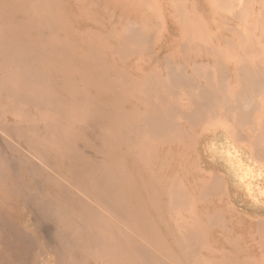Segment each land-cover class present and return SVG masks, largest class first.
<instances>
[{"label":"bare ground","instance_id":"bare-ground-1","mask_svg":"<svg viewBox=\"0 0 264 264\" xmlns=\"http://www.w3.org/2000/svg\"><path fill=\"white\" fill-rule=\"evenodd\" d=\"M162 45L167 74L128 62ZM255 53L264 0H0V264H264L263 219H240L201 141L227 131L235 184L264 206Z\"/></svg>","mask_w":264,"mask_h":264},{"label":"rangeland","instance_id":"rangeland-1","mask_svg":"<svg viewBox=\"0 0 264 264\" xmlns=\"http://www.w3.org/2000/svg\"><path fill=\"white\" fill-rule=\"evenodd\" d=\"M191 2V0H189V3ZM204 13L203 14H208V8L207 7H205L204 8ZM170 13V15H171V17H172V19H169V20H163V21H166L165 22V25L164 24H162L161 22H163V21H161L159 24L161 25L160 26V28L162 29V26L164 27H166L167 29L165 30V29H163L164 30V33L162 32V34H164V36H163V39L160 41V42H163V43H165V45L166 46H168V47H172V45H170V44H168V42H170L171 40L169 39V40H167L166 41V38H165V35L167 34V31H168V29L169 30H171V34H170V36L175 40L174 42H176L177 40H178V37H179V32L177 31V28L179 27V24H178V22L176 21V18L178 17V16H180L181 14H182V12L181 11H178V10H176V9H172L171 10V12H169ZM163 15V14H162ZM202 14H198V19L197 18H195V21L196 22H198V23H200V21L202 22V23H200V24H205V25H208V26H210L211 28H213V29H216V28H219V27H221L222 26V19H217V20H215L214 22H212L211 20H208V21H206V20H203V18H202ZM165 19V18H164ZM226 22H227V25L229 26V27H236V24L238 23V20L236 19V18H234L232 15H230V14H228V20H226ZM164 23V22H163ZM203 24V25H204ZM171 28V29H170ZM161 29H160V31H161ZM221 33H223V34H225V35H230L231 34V32H229V29L228 30H224V31H220ZM160 34H161V32H160ZM233 34V33H232ZM159 37V36H158ZM261 40H262V38H260ZM153 41V40H152ZM162 43V44H163ZM159 44V45H158ZM157 44V46L156 45H152V43L150 44V47H154L155 48V50L157 49L158 50V48H159V46L161 45V43H158ZM201 44V43H200ZM165 45H162L163 46V50L160 52V54H159V56H148L147 54L148 53H150L151 52V50L150 49H147L143 54H145V56H143V57H141V55H131L130 57H129V61L128 62H130V61H136L137 59H140L139 60V65H141V66H144V67H151V66H154V64L156 63V62H162V65H164V72H166V74H167V67H165V66H167L166 65V59L168 58V57H170V55H169V53H170V49H167L166 47H165ZM202 45V44H201ZM179 46H181V45H179ZM203 47V46H202ZM183 51H184V49H182ZM191 50V49H190ZM189 50V51H190ZM194 50V49H193ZM183 51H182V53H183ZM194 51H196L197 52V50L195 49ZM194 51H190L189 53H192V52H194ZM156 52H158V51H156ZM198 53V52H197ZM194 53L191 55L190 54V58L192 59V57L194 58ZM192 56V57H191ZM200 56H202V57H200V58H198V59H200V60H205L207 57L209 58V56H203V55H200ZM204 57V58H203ZM206 57V58H205ZM184 58V57H183ZM206 59V60H209V59H211L212 57H210L209 59ZM263 55L262 54H257V53H255V59H257V61H263ZM168 59H170V58H168ZM190 59V60H191ZM179 60H183L182 58L181 59H179ZM152 61V62H151ZM151 62V63H150ZM150 63V64H149ZM234 65V64H233ZM233 65H231V70H234V68H233ZM182 67V66H181ZM180 68V67H179ZM190 69H191V67H190ZM180 70H181V68H180ZM189 70V69H188ZM180 72V71H179ZM189 72H190V70H189ZM191 73V72H190ZM184 102V101H183ZM184 103H187V101H185ZM224 123H226V122H224ZM227 124V123H226ZM230 124H232V123H229V125ZM229 125H224L223 124V126H225V128H229ZM227 126V127H226ZM212 127H214V126H211L210 128L208 127V129H209V131L210 132H205V134L203 135V137H202V139H201V141L202 142H206V144H208V145H206V147H208L207 149H206V151H205V154L206 155H209V154H213L212 156H213V159H215V160H217L218 162H220L221 164H220V169H219V172L220 173H222V174H226L227 176H228V174H229V176H230V178H231V191H232V196H233V205H234V207H235V209H237V211L239 212V215H240V219H242V220H244L246 223H248V224H250V223H253L254 224V226L257 224V222H259L260 223V220L261 219H263V221H264V218H260V217H264V213H262V212H259V211H257L256 209H262L263 210V208H264V206L259 202L258 203V200H255V201H257V202H255L254 201V198H249L248 200H250V201H248L245 197H243V195H244V191H242L243 189H242V187H241V183L240 184H238V185H236L235 184V181H234V175H233V172L231 171V169H230V166H229V164L227 163V157H226V152H225V150L224 149H222L221 148V145H223V143H224V136L226 135L225 133L227 132V131H225L224 130V128H223V130L220 128V126H219V128H218V130H217V128L215 127V128H212ZM214 129H216V131L214 130ZM221 129V130H220ZM212 131H215V133L213 132L212 133ZM220 131V132H219ZM220 134V135H219ZM215 135V136H214ZM214 136V137H213ZM223 139V140H222ZM213 141V142H212ZM210 147V148H209ZM212 147V148H211ZM210 150V151H209ZM224 152V153H222V152ZM215 154V155H214ZM216 172V171H215ZM218 172V171H217ZM229 172V173H228ZM219 175H221V174H219ZM240 187V188H239ZM236 190H237V194H235V192H236ZM239 191V192H238ZM264 199V198H263ZM244 200V201H243ZM254 201V202H253ZM258 203V204H257ZM262 205V206H261ZM231 206V205H230ZM230 206H226V210H227V208H230L231 209V207ZM232 208H233V206H232ZM224 209V210H225ZM246 216V215H248V217L250 216L251 218H252V220H251V218L248 220L244 215ZM258 217L260 218V219H258ZM254 218H257L256 220L254 219ZM254 219V220H253ZM257 221V222H256ZM250 222V223H249ZM256 223V224H255ZM252 226V229H255V227H257V226ZM245 235H242L241 234V238H242V236H243V238L241 239L240 238V240H244V239H246V238H248V239H250V235L249 234H247L248 236H246V233H244ZM255 235V234H254ZM236 236L239 238L240 237V234L239 235H237L236 234ZM254 238V237H253ZM248 239H247V241H248ZM251 241H254V240H252V239H250ZM255 242V241H254ZM259 246V245H258ZM258 246H255L256 248H258ZM255 247L254 248H252V249H255ZM259 248H260V246H259ZM261 249V248H260ZM258 251H261V250H258Z\"/></svg>","mask_w":264,"mask_h":264}]
</instances>
